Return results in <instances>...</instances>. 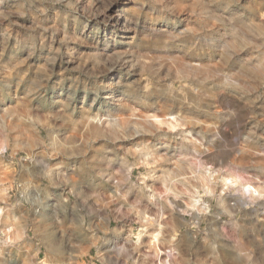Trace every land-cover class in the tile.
I'll list each match as a JSON object with an SVG mask.
<instances>
[{"label":"clouds","instance_id":"1","mask_svg":"<svg viewBox=\"0 0 264 264\" xmlns=\"http://www.w3.org/2000/svg\"><path fill=\"white\" fill-rule=\"evenodd\" d=\"M0 264H264V0H0Z\"/></svg>","mask_w":264,"mask_h":264}]
</instances>
